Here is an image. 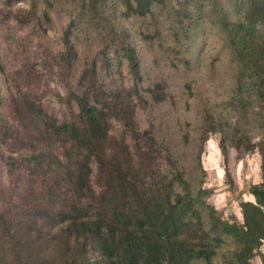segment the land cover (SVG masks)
<instances>
[{
  "label": "rangeland",
  "instance_id": "1",
  "mask_svg": "<svg viewBox=\"0 0 264 264\" xmlns=\"http://www.w3.org/2000/svg\"><path fill=\"white\" fill-rule=\"evenodd\" d=\"M70 22L73 59L64 58ZM124 39L139 56L141 96L115 47ZM0 63V122L17 126L13 104L26 96L63 118L69 109L60 97L94 63L105 91H123L114 101L134 105L138 129L152 131V139L141 140L146 168L119 119L110 120L111 142L124 144L144 189L154 188L145 190L158 198L151 207L159 201L171 208L177 193H185L176 178L182 173L208 227L244 225L245 210L254 214L245 203L264 213L251 192L254 184L264 185V0H0ZM160 82L165 99L155 102L148 89ZM12 149L0 140V255L6 261L16 248L25 256L29 209L43 199L35 191L40 181L25 168L8 172ZM97 174L94 166L93 180ZM223 239L215 243L213 264H239L242 245L226 233ZM256 250L253 264H264V239ZM90 256L99 258L98 251Z\"/></svg>",
  "mask_w": 264,
  "mask_h": 264
},
{
  "label": "trees",
  "instance_id": "2",
  "mask_svg": "<svg viewBox=\"0 0 264 264\" xmlns=\"http://www.w3.org/2000/svg\"><path fill=\"white\" fill-rule=\"evenodd\" d=\"M72 24L64 31L63 45L64 58L73 59L77 51L70 37ZM232 25L227 22L230 28ZM115 47L127 60L135 93L140 95L137 84L142 75L135 46L124 39ZM148 91L155 102L165 99L161 82ZM121 93L119 90L111 96L105 91L92 63L81 70L76 86L60 97L69 109L63 118L47 112L42 103L36 105L31 96L15 100L17 126L6 119L0 122L1 142L15 146L5 163L10 174L25 168L36 177L41 184L35 191L43 199L33 202L34 210L29 209L32 216L26 225L25 256L16 248L11 260L0 255V264H213L215 243L224 240V233L242 245L237 254L239 264H253L256 248L264 239V225L255 220L256 211L264 213L256 204H244L245 209L250 206L254 210V218L247 217L245 210L244 225L208 227L187 182L178 173V185L185 193H177L171 208L159 201L151 207L152 200L158 198L147 197L145 190L152 192L154 188L146 184L144 189L130 152L124 144L110 139V120L117 117L125 134L135 142L142 164L149 166L141 140L143 136L152 139V131L138 129L133 120L134 105L114 101ZM206 118L215 131L212 114ZM94 166L98 180H93ZM251 192L264 206V185L254 184ZM170 201L168 197V204ZM93 250L99 254L94 261L90 256Z\"/></svg>",
  "mask_w": 264,
  "mask_h": 264
}]
</instances>
